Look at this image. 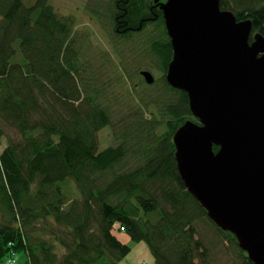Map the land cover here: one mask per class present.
Returning <instances> with one entry per match:
<instances>
[{
	"label": "trees",
	"instance_id": "1",
	"mask_svg": "<svg viewBox=\"0 0 264 264\" xmlns=\"http://www.w3.org/2000/svg\"><path fill=\"white\" fill-rule=\"evenodd\" d=\"M220 7L252 22L250 41L264 37V0ZM86 8L113 52L50 0H0V264H120L131 251L120 234L156 264H255L179 172L173 136L198 120L166 79L163 12L154 0ZM153 65L150 85L141 71ZM107 126L115 142L101 150Z\"/></svg>",
	"mask_w": 264,
	"mask_h": 264
},
{
	"label": "water",
	"instance_id": "2",
	"mask_svg": "<svg viewBox=\"0 0 264 264\" xmlns=\"http://www.w3.org/2000/svg\"><path fill=\"white\" fill-rule=\"evenodd\" d=\"M173 56L167 82L191 120L173 136L187 189L255 264H264V37L221 0H154ZM146 83L155 76L141 71ZM218 147V151L214 147Z\"/></svg>",
	"mask_w": 264,
	"mask_h": 264
},
{
	"label": "rangeland",
	"instance_id": "3",
	"mask_svg": "<svg viewBox=\"0 0 264 264\" xmlns=\"http://www.w3.org/2000/svg\"><path fill=\"white\" fill-rule=\"evenodd\" d=\"M89 1L90 0H50L51 4L54 5L56 10L60 13L76 17L75 19L77 23V30H79L80 32H90L95 45H97L101 49H107L110 52H113L112 48L109 45V37L107 33L104 32V30L99 26V24L91 16L86 8ZM139 61H137V63H135L133 60L131 61V63H135L134 65L132 64L133 66L131 67L133 68V70H136L140 64L141 65L139 68L145 69L142 66L153 62L152 59H146L142 62ZM148 70L153 73L155 78L160 79L162 77L161 70L155 67V65H153V67H150ZM113 142L115 141L113 140V137L111 135V129L109 126H107L99 133L100 149L103 150L108 146L114 145ZM6 143L7 141L3 139L2 145L0 146V152L6 146ZM73 188L74 186L70 185V189L72 191ZM125 236L126 234H120V238H124ZM129 244L131 246V251L120 262V264H156L155 258L145 241L132 242L129 240ZM18 258L20 259V257Z\"/></svg>",
	"mask_w": 264,
	"mask_h": 264
},
{
	"label": "crops",
	"instance_id": "4",
	"mask_svg": "<svg viewBox=\"0 0 264 264\" xmlns=\"http://www.w3.org/2000/svg\"><path fill=\"white\" fill-rule=\"evenodd\" d=\"M119 237H120V235H119ZM120 239H122V241L125 243L129 242V240H130L128 235H126L124 238H120Z\"/></svg>",
	"mask_w": 264,
	"mask_h": 264
},
{
	"label": "built area",
	"instance_id": "5",
	"mask_svg": "<svg viewBox=\"0 0 264 264\" xmlns=\"http://www.w3.org/2000/svg\"><path fill=\"white\" fill-rule=\"evenodd\" d=\"M12 261H13V260H12V259H10V260L8 261V263H9V264H12Z\"/></svg>",
	"mask_w": 264,
	"mask_h": 264
},
{
	"label": "flooded vegetation",
	"instance_id": "6",
	"mask_svg": "<svg viewBox=\"0 0 264 264\" xmlns=\"http://www.w3.org/2000/svg\"><path fill=\"white\" fill-rule=\"evenodd\" d=\"M165 1V0H164Z\"/></svg>",
	"mask_w": 264,
	"mask_h": 264
}]
</instances>
